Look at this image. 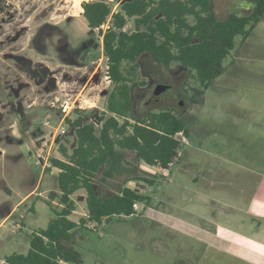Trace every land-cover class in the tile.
<instances>
[{
	"label": "rangeland",
	"instance_id": "obj_1",
	"mask_svg": "<svg viewBox=\"0 0 264 264\" xmlns=\"http://www.w3.org/2000/svg\"><path fill=\"white\" fill-rule=\"evenodd\" d=\"M89 1L93 0L80 1V7ZM106 1L115 11L122 0ZM212 3L219 19L253 8L245 0ZM82 11L74 0H4L0 10V117L4 118L0 122V260L13 253L26 254L31 232L46 228L54 217L44 200L57 190L58 170L47 172L43 164L60 158L54 140L61 123L57 107L75 102L87 115L105 110L111 89L106 59L101 38L86 34ZM126 29H132L131 23ZM82 41H90L96 49L88 47L85 61L72 65L67 58L76 60V56L61 53L59 47ZM138 62L147 85L133 90L136 110H170L187 121L188 136L178 150V162L170 170H158L129 154L132 163L153 175V186L128 184L149 196V204L137 205L132 217L113 216L96 229H75L67 246L81 255L82 264H196L199 257L203 262L202 239L217 242L223 229L253 239L264 235V224L258 228L247 213L259 176H264V18L248 38H235L223 62L225 71L198 103L191 102L190 88L197 84L189 71L183 73L176 64L158 65L148 55ZM35 69L47 74L41 85L30 73ZM48 75L55 76V86L46 90ZM159 85L174 90L165 93L163 103ZM8 95L14 108L34 107L28 110V128L19 130L12 144L4 136L11 135L7 126L16 122L13 115L18 109H11ZM63 137L70 145L75 143L67 130ZM108 188L106 192L113 191ZM78 196L84 197V191L73 196L77 207L70 219L74 222L87 213ZM239 241L218 264H258L249 246ZM214 259L209 255L207 261L211 264Z\"/></svg>",
	"mask_w": 264,
	"mask_h": 264
},
{
	"label": "trees",
	"instance_id": "obj_2",
	"mask_svg": "<svg viewBox=\"0 0 264 264\" xmlns=\"http://www.w3.org/2000/svg\"><path fill=\"white\" fill-rule=\"evenodd\" d=\"M253 8L245 14L229 13L219 19L212 0H122L118 9L106 0L81 4L87 35L101 38L111 89L105 110L87 115L76 109L65 119L75 139L69 144L65 132L55 139L60 158H51L57 169V190L44 200L54 217L46 228L29 235L26 254L5 256L2 264H82L81 255L67 246L77 228L96 229L113 216L131 217L135 205L149 204L150 197L138 190L153 186V175L129 159L158 170H170L178 162L182 144L175 134L188 136L187 121L170 110L139 113L133 90L147 85L139 59L148 55L156 64H172L189 71L191 102L198 103L212 81L225 71L224 60L235 38H248L264 18V0H245ZM4 0H0V10ZM131 23L132 29H126ZM65 130V131H66ZM133 182L138 187H128ZM113 187L108 193V187ZM143 188V187H142ZM85 196L87 213L77 222L73 196ZM56 202V205L53 203Z\"/></svg>",
	"mask_w": 264,
	"mask_h": 264
},
{
	"label": "flooded vegetation",
	"instance_id": "obj_3",
	"mask_svg": "<svg viewBox=\"0 0 264 264\" xmlns=\"http://www.w3.org/2000/svg\"><path fill=\"white\" fill-rule=\"evenodd\" d=\"M65 36L69 40V37H68L69 35L66 34ZM59 43H60V41H59ZM89 44H90V41L88 43H86L85 41H82L77 46H75V45H70V44H68L66 42V44L61 45L59 48L62 51L61 53H63V54H65L66 52H70L72 56L73 55L76 56L75 57L76 60L74 58H72L71 56H69L67 58V61H69L72 65H75V64H80V62H84L85 61L84 60V56H85L84 54L89 49L88 47H90V49H92V50L96 49L95 44H93V43L90 44V45ZM40 47H43V46H40ZM180 69H183V68H180ZM183 70H185L183 73H186L187 70L186 69H183ZM30 73H31V75L34 76L35 79L38 80L37 83L39 85H41L42 81L47 78V74L43 73V71H41L40 69H35L34 71H31ZM53 78H55V76L54 75H50L49 78L47 79L46 86L44 87L46 90L47 89L49 90L50 87H54L55 86V81L53 80ZM174 79H176V76L175 75H174ZM168 87L170 88V91L166 92V94L167 93H171L172 94L173 91H174L173 90V87L171 85H169ZM13 92L18 93L17 90H14ZM108 92H107V94H108ZM166 94H161V95L158 96L159 99H161L160 100V103H163L165 101L164 100V96ZM140 102L141 101H139V103ZM7 103L12 106L11 109H13V111L16 110V109H18V113L16 112V114L13 115L14 120H16V122L15 123H9L8 126H7V130L11 133V135H7L6 134L4 136V140H6L7 143L12 144V143H15L16 142V140H15L16 139V137H15L16 133H18L19 130H26L28 128L29 119H30V113L28 112V110H31L34 107L31 104V105L26 106L25 109L22 108L20 105H18L17 107L14 108V105L16 106L15 101L12 100V97L9 96V95L7 96ZM135 107H137V106L135 105ZM163 110H165V109H163ZM149 112H153V111H149ZM72 114H71V116H72ZM3 119L4 118H1L0 117V122ZM0 141H1V138H0ZM134 215H132V216H134ZM200 239H202V238H200ZM202 240L205 243V245H204L205 247L203 248L202 256H201L202 259H203L202 260L203 262H200V259L201 258L199 257V261L196 264H210V261H207L209 255H210V257L213 256L215 258L214 260L211 261L212 262L211 264H218L220 261H222L221 260L222 256H225L228 253V249L229 248L224 249V246H221V247L212 246L207 240H204V239H202ZM214 261H216V262H214ZM175 264H187V263L186 262H183V261H177Z\"/></svg>",
	"mask_w": 264,
	"mask_h": 264
},
{
	"label": "crops",
	"instance_id": "obj_4",
	"mask_svg": "<svg viewBox=\"0 0 264 264\" xmlns=\"http://www.w3.org/2000/svg\"><path fill=\"white\" fill-rule=\"evenodd\" d=\"M247 213L248 217L258 222V228L261 224H264V176H259V180L254 188L253 195L250 200V207L247 209ZM257 231V233L261 232L259 229H257ZM262 233H264V231L261 232V234ZM261 236L264 238V235ZM261 236L256 234V237L253 239L245 235H239L232 230L223 229L221 238L217 242H208L212 246H224V249H227L232 247L231 245L234 241L237 240V242L240 243L239 240H241V242L244 243V246L248 245L249 247L247 248L252 250L250 256L254 259V263L264 264V241ZM1 262H3V260H0V263Z\"/></svg>",
	"mask_w": 264,
	"mask_h": 264
},
{
	"label": "built area",
	"instance_id": "obj_5",
	"mask_svg": "<svg viewBox=\"0 0 264 264\" xmlns=\"http://www.w3.org/2000/svg\"><path fill=\"white\" fill-rule=\"evenodd\" d=\"M108 78V77H106ZM67 104H61L60 107H57V109L59 110V115L61 116V123L59 124V126L56 128L55 132H54V140L60 136L61 134H63L66 130V125H65V119L70 118L71 114L73 113V111H75L76 109L81 110V106L80 105H76L75 102H73L72 104L68 105V102H64ZM68 107H70V109H67ZM53 135V134H52ZM50 137V136H49ZM175 138L179 139L182 143L184 141L185 136L182 134V132H178L175 134ZM39 162H43L42 157L39 155L38 157ZM47 161V160H46ZM51 167L50 161L48 160L46 163L44 162L43 167ZM53 169V168H52ZM135 210L137 208V205L134 206ZM3 262H1L0 264H2Z\"/></svg>",
	"mask_w": 264,
	"mask_h": 264
},
{
	"label": "water",
	"instance_id": "obj_6",
	"mask_svg": "<svg viewBox=\"0 0 264 264\" xmlns=\"http://www.w3.org/2000/svg\"><path fill=\"white\" fill-rule=\"evenodd\" d=\"M170 91V88L168 86H165V85H159L158 86V94L161 95V94H165L166 92Z\"/></svg>",
	"mask_w": 264,
	"mask_h": 264
},
{
	"label": "bare ground",
	"instance_id": "obj_7",
	"mask_svg": "<svg viewBox=\"0 0 264 264\" xmlns=\"http://www.w3.org/2000/svg\"><path fill=\"white\" fill-rule=\"evenodd\" d=\"M80 1H84V0H74V3L77 6L78 10L81 12L82 8L80 7Z\"/></svg>",
	"mask_w": 264,
	"mask_h": 264
}]
</instances>
